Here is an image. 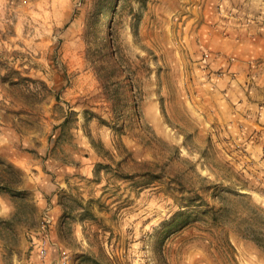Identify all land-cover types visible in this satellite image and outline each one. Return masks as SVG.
Returning <instances> with one entry per match:
<instances>
[{
    "label": "rangeland",
    "instance_id": "1",
    "mask_svg": "<svg viewBox=\"0 0 264 264\" xmlns=\"http://www.w3.org/2000/svg\"><path fill=\"white\" fill-rule=\"evenodd\" d=\"M210 44L264 82V0H0V264H264V147Z\"/></svg>",
    "mask_w": 264,
    "mask_h": 264
},
{
    "label": "crops",
    "instance_id": "2",
    "mask_svg": "<svg viewBox=\"0 0 264 264\" xmlns=\"http://www.w3.org/2000/svg\"><path fill=\"white\" fill-rule=\"evenodd\" d=\"M210 46L219 52L215 54L213 62L215 68L227 65V55L237 56L229 64L231 66L229 70L237 71L236 77L230 84L224 82L228 85L225 86L224 94L232 101L231 105L237 103L232 108V113L244 119V128L252 132L255 130L249 141L258 147H264V82L259 78L251 79L252 75L247 76L253 70L249 69L247 61L258 53L255 44H210ZM238 80L241 84L237 82ZM50 208L55 211L58 205L54 204Z\"/></svg>",
    "mask_w": 264,
    "mask_h": 264
},
{
    "label": "built area",
    "instance_id": "3",
    "mask_svg": "<svg viewBox=\"0 0 264 264\" xmlns=\"http://www.w3.org/2000/svg\"><path fill=\"white\" fill-rule=\"evenodd\" d=\"M51 222H52V217L47 210L43 213L42 229L45 231L46 228L49 226V224H51ZM46 244H47V238H45V237L40 239L38 241V244H37V255L39 256V258L41 259L42 262L44 261V259L47 256ZM42 264H45V263H42ZM60 264H66V262L62 261Z\"/></svg>",
    "mask_w": 264,
    "mask_h": 264
},
{
    "label": "trees",
    "instance_id": "4",
    "mask_svg": "<svg viewBox=\"0 0 264 264\" xmlns=\"http://www.w3.org/2000/svg\"><path fill=\"white\" fill-rule=\"evenodd\" d=\"M107 36H108V34H106V36L103 38V40H106ZM97 50H99V48ZM115 66L116 65H113V67H115ZM112 84L115 85L116 81H113ZM126 86L127 85H123V89L124 90L126 89ZM14 169H15V167H14L13 164H10V163L5 164V162L0 159V190H3V189L7 190L8 189L9 191H13V188H11V185H10V183H11L10 182L11 181L10 178L8 176H6V175H3L2 173L4 171H7V170H12L13 171ZM17 192L21 193L20 190L17 191Z\"/></svg>",
    "mask_w": 264,
    "mask_h": 264
}]
</instances>
